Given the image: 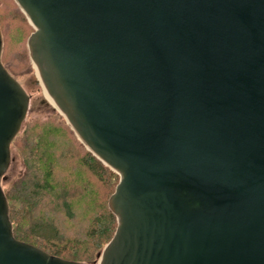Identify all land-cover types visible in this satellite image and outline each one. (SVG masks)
I'll use <instances>...</instances> for the list:
<instances>
[{
    "label": "water",
    "instance_id": "1",
    "mask_svg": "<svg viewBox=\"0 0 264 264\" xmlns=\"http://www.w3.org/2000/svg\"><path fill=\"white\" fill-rule=\"evenodd\" d=\"M14 1L48 95L119 175L93 264H264V0ZM28 102L0 58V264H84L13 235Z\"/></svg>",
    "mask_w": 264,
    "mask_h": 264
},
{
    "label": "trees",
    "instance_id": "2",
    "mask_svg": "<svg viewBox=\"0 0 264 264\" xmlns=\"http://www.w3.org/2000/svg\"><path fill=\"white\" fill-rule=\"evenodd\" d=\"M5 25L0 58L13 76L9 59L34 29L14 0H0V28ZM23 124L10 145L21 169L3 190L13 235L51 255L91 263L117 226L107 203L119 175L58 114Z\"/></svg>",
    "mask_w": 264,
    "mask_h": 264
},
{
    "label": "rangeland",
    "instance_id": "3",
    "mask_svg": "<svg viewBox=\"0 0 264 264\" xmlns=\"http://www.w3.org/2000/svg\"><path fill=\"white\" fill-rule=\"evenodd\" d=\"M7 28H8L7 25L0 28L1 33L5 32ZM20 47L21 48L19 52L13 54L14 58L12 57L9 59L8 64L11 65L12 69H14L13 76L18 80V82L22 85V87L29 96L27 113L23 123L28 119L43 118L49 114H58L59 116L63 117L66 120L64 115L60 112L56 104L48 95L38 75L36 67L32 59L30 58V54L27 46V40L25 41L24 44H21ZM11 60H14V62H12ZM23 123L19 131L20 133L18 132L19 135L22 133V129L24 127ZM10 151H11V161L9 163L6 172L4 173V179L1 181V186L3 190L8 186L10 180L13 179L20 172L21 169V165L17 160V157L15 156V150L11 146H10ZM87 264H93V262ZM95 264H98V262H96Z\"/></svg>",
    "mask_w": 264,
    "mask_h": 264
}]
</instances>
